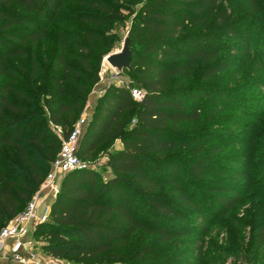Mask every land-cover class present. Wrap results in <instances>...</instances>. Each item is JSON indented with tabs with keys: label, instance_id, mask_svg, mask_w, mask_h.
I'll return each mask as SVG.
<instances>
[{
	"label": "trees",
	"instance_id": "16d2710c",
	"mask_svg": "<svg viewBox=\"0 0 264 264\" xmlns=\"http://www.w3.org/2000/svg\"><path fill=\"white\" fill-rule=\"evenodd\" d=\"M129 20L133 57L123 73L130 83L98 98L78 150L95 161L107 147L105 172L89 167L64 176L49 221L33 238L49 258L78 264H170L158 258L175 243L187 244L195 259L180 255L176 264H252L253 250L264 249V220L250 225L257 234L250 245L237 239L220 248L223 259H211L205 239L214 219L245 198L238 185L219 191L209 181L216 157L224 158L223 143H211L230 135L228 145L241 144V123L225 135L180 133L205 116H249L264 104L240 95L264 90V79L238 81L251 64L264 69V0H0V232L40 192L99 83L101 62L120 43L116 27ZM53 26L57 52L48 66L35 49L28 64L10 63L46 41ZM132 89L143 91L142 101ZM136 236L139 245L122 257Z\"/></svg>",
	"mask_w": 264,
	"mask_h": 264
},
{
	"label": "rangeland",
	"instance_id": "374dc122",
	"mask_svg": "<svg viewBox=\"0 0 264 264\" xmlns=\"http://www.w3.org/2000/svg\"><path fill=\"white\" fill-rule=\"evenodd\" d=\"M130 27L131 20L127 21L124 25L116 27L115 30L117 32L120 43L118 44L117 49L112 53L121 51L124 40L128 36ZM57 31L58 29L53 26L52 29L48 32V39L46 41L39 43L34 48L29 46L27 55L24 58L20 60L16 59L14 61H11L10 63H12V65L17 64L18 62L28 64L30 53L32 49H35L38 55L39 63L42 64V59L46 57V59L48 60V64L46 65L48 66L49 61H51V59L57 52ZM69 51L78 53L75 49H70ZM105 59L106 58H104L101 62L99 83L94 87L91 94H93L96 89H99L97 88L98 85H101L105 91L106 88L113 84L121 86L124 83H130V79L126 74L119 73L113 70ZM68 61L69 63H75V61L71 58ZM256 79H264V69H262V67L253 66V64H251L248 68L244 69L242 79L240 78L238 81L250 83ZM240 95L247 99L253 100L255 103H258V100H264L263 89L256 90L248 95ZM253 109L258 112L252 111L253 113L247 116L245 115L246 111H243L242 114L237 112L236 110H233L231 112L225 113L213 122H207L205 116L203 118L204 121H202L201 125H198L195 128H191L192 126H189L183 129L184 131L180 133L183 137H190L191 135L201 132L210 134L216 133V135L218 133H222L223 135H225L226 133L235 131L233 130V124L238 122L241 123V126H239L235 131L237 134H239V139L242 141L241 144L237 145L233 142L228 145L226 139L231 138L230 135L224 137V142L223 140H220V142L219 140H217L218 142L215 141L211 143V146L218 144L221 145L223 143L222 145L224 147V152H222L224 158L216 157L215 159V163H218L217 165L219 166L215 167L210 174L209 181H216L215 184L211 185L216 187L215 189H218L219 191L221 188L218 187H232L233 185H238L239 190L243 193V195L245 194V198L243 199V201L234 208L229 216L225 218L216 217L214 219L212 228L209 231V234L205 237L206 243L214 250V252H212L211 259H223L217 251H219L220 248L230 249V247H233L237 243V239H244L246 241V244L250 245L252 238L257 237V234L253 235L250 225H252L253 223L257 224L264 220V175L262 174V172L264 171V104H262L260 107L255 106V108ZM86 113L87 110L83 112L80 119H85L87 117L85 115ZM240 116H242L244 120L241 121ZM106 149L107 147L103 148L98 153L95 161H83L87 163L88 166L92 168H98L101 172H105L103 166L105 158L103 155ZM119 149H121V145L117 142L115 145V150ZM188 156V154L183 152H177L174 154L175 158L182 160L186 159ZM228 167L232 168L233 171H229ZM238 173H244L243 175L245 176L242 177L238 182H235ZM219 174H224V176H221ZM186 180L187 175L185 172L183 183H185ZM172 189V187L168 188L167 193H170ZM193 190H195V188L192 189V191ZM219 193L222 192H217V194ZM235 219L238 220L242 226H247V228H244L242 230L236 228L233 225V221ZM234 241H236V243H234ZM41 245L42 244H40L36 239L33 238V236H31V241L28 248H31V251L41 253L43 256L49 259V257L42 253V251L40 250ZM138 245L139 236H136L133 240V245L131 246V248L119 253L122 257H126L129 259ZM191 250L192 248H189L187 244L181 247L178 243H175L174 246L166 248L164 256H159L158 259L159 262L162 261L161 263H164V261L166 260V262H172L170 264H176L179 261L177 260V258L179 259L180 255H184L183 259L187 263L188 259L195 260L194 254L188 256ZM252 254V264H264V249L259 253L256 250H253ZM209 258L210 257H204L203 260L208 261ZM56 261H58L59 264H78L66 260L56 259ZM120 261V264H130L129 260L121 259ZM224 261L226 264L231 263V260H226L225 258Z\"/></svg>",
	"mask_w": 264,
	"mask_h": 264
},
{
	"label": "built area",
	"instance_id": "2783aa9c",
	"mask_svg": "<svg viewBox=\"0 0 264 264\" xmlns=\"http://www.w3.org/2000/svg\"><path fill=\"white\" fill-rule=\"evenodd\" d=\"M131 93L135 101L140 102L144 98V93L141 90L132 89ZM86 128L87 121L85 119H80L70 136L63 141L61 151L41 189L52 190L56 196L64 176L70 172L84 170L90 167L78 156L81 138ZM50 212L51 206H47L40 215L37 214V196H35L26 210L13 219L10 224L0 232V256L4 254V248L7 242L11 239H15L17 240V244L12 248L11 252L7 254V256L10 257L9 263L59 264L56 259H48L41 253L31 251V248H28L33 231L39 224L49 221ZM31 224H34V228H31ZM24 246L28 248V251L25 253L21 250Z\"/></svg>",
	"mask_w": 264,
	"mask_h": 264
},
{
	"label": "crops",
	"instance_id": "0c3cea01",
	"mask_svg": "<svg viewBox=\"0 0 264 264\" xmlns=\"http://www.w3.org/2000/svg\"><path fill=\"white\" fill-rule=\"evenodd\" d=\"M99 89H96L93 94L90 95L88 105H87V113L85 114L87 117L85 120L87 121V126L90 120L92 119V116L94 114V110L97 105L98 98L103 94V87L101 85H98ZM57 196V195H56ZM56 196L54 195L52 190L49 189H41L40 192L37 194V214L40 215L45 207L52 206L54 203ZM34 228V224H31V228ZM17 244V240L11 239L7 242L5 245L4 254L0 256V264H14L9 263V258L7 254H9L12 250V248ZM22 252L25 253L28 251V248L26 246L21 248ZM43 253V252H42Z\"/></svg>",
	"mask_w": 264,
	"mask_h": 264
},
{
	"label": "water",
	"instance_id": "95a60500",
	"mask_svg": "<svg viewBox=\"0 0 264 264\" xmlns=\"http://www.w3.org/2000/svg\"><path fill=\"white\" fill-rule=\"evenodd\" d=\"M132 57L131 39L127 36L121 51L109 55L105 60L113 70L123 73L125 70L131 69Z\"/></svg>",
	"mask_w": 264,
	"mask_h": 264
}]
</instances>
